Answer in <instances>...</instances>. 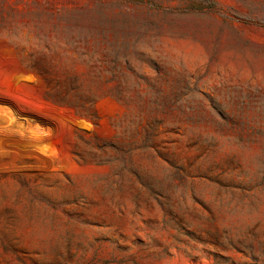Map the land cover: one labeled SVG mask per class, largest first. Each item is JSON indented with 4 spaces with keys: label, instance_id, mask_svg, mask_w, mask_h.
<instances>
[{
    "label": "rangeland",
    "instance_id": "rangeland-1",
    "mask_svg": "<svg viewBox=\"0 0 264 264\" xmlns=\"http://www.w3.org/2000/svg\"><path fill=\"white\" fill-rule=\"evenodd\" d=\"M0 264H264V0H0Z\"/></svg>",
    "mask_w": 264,
    "mask_h": 264
}]
</instances>
